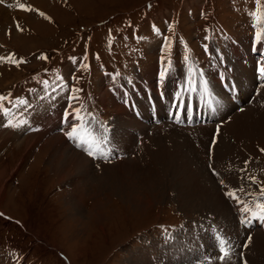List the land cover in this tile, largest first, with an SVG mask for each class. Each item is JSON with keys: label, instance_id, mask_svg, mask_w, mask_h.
I'll return each instance as SVG.
<instances>
[{"label": "rangeland", "instance_id": "rangeland-1", "mask_svg": "<svg viewBox=\"0 0 264 264\" xmlns=\"http://www.w3.org/2000/svg\"><path fill=\"white\" fill-rule=\"evenodd\" d=\"M2 1L0 7H5L7 16L0 19V58H5L0 59V97L6 98L0 101V264H131L132 260L136 264L142 259L144 263L141 264L151 261L149 264H191L187 260L192 242L204 239L207 232L213 239L209 241L212 255H201L203 264H242L240 253L247 260L245 264H259L255 260L256 255L264 258V234L260 235L261 240L254 242L257 238L255 231L260 227L255 222L254 230L248 231L239 224L237 212L242 207V211L254 219L255 214H260L255 209L256 205L264 204V196L260 195L261 188H264V117L261 120L256 116L253 121L248 119L249 115H257L264 109V97L245 114L247 117L242 115L235 122L227 123L217 136L214 130L206 128L163 133L161 125L151 123V141L141 136L139 142L143 144L145 141L143 149L137 145L138 152L130 155L135 157L133 165L141 172L139 176L142 178L136 175V180H133L130 177L132 182L127 187L130 185L128 188L132 193L136 191L134 197L140 200H135L127 191L126 198L122 186L112 194L98 191L95 184L85 182L80 208L85 216L76 217L75 210L66 206L68 180L59 182L58 174L55 172V176L50 164V155L63 132L40 134L31 132L30 128L47 102H52L53 106L62 105L70 97H76L72 99L70 110L79 109L83 119L97 118L102 123L97 124L104 129L113 128L115 110L123 108L122 101L128 103L125 93L133 94V108L145 114V110L136 104L137 96L154 89V96L163 102L180 85L171 80H177L178 73L183 74L189 64L194 66V70L199 67L200 72H205L206 76L202 75L205 82L207 72L216 65L224 66L222 68L234 66L235 70L230 71L231 83L238 78V81H245L246 73L240 67L243 59L249 57V52L254 63L264 65V62L255 60V53L258 51L263 55L264 49L259 50L253 39L259 32L261 47H264V0ZM249 42L256 49L249 48L241 56H227L230 48L237 44L245 46ZM205 45L208 46L207 52ZM163 46L161 67L157 65L156 56ZM161 69H167L165 79L168 82L157 81L154 88L156 72ZM185 76L189 77V71H185ZM141 79L145 80V85L139 84ZM102 80L103 95L100 91ZM236 81L232 87H237ZM162 84L168 90V96ZM118 86H124V92L114 94L113 88ZM209 86H212L210 81ZM190 87L194 88L191 82ZM241 88L244 92L249 89L250 96L252 86ZM258 91L262 95L264 89L261 87ZM158 93L163 96L158 97ZM199 93L198 85L192 100L199 113L206 107L220 111L229 103L211 95L210 101L218 99L220 102L214 106H201V102L209 100L203 101ZM252 99L244 100L243 104L252 103ZM4 109L8 110L7 115ZM159 109L161 104H158L157 111ZM131 110L126 108L129 116ZM19 119H24L27 124L22 126ZM161 119H165L163 115ZM10 120L13 126H6ZM212 122L218 123L216 118ZM91 134L85 133L83 139L92 138ZM174 135L187 138L185 140L192 149L196 148V153H187L193 152L187 144L178 147L177 143L182 140H176ZM190 135L194 139L189 140ZM198 141L205 147L199 146ZM212 143L215 145L213 150L210 148ZM207 151L212 154H206ZM101 162L93 159L91 170L94 173L95 168L100 170ZM210 163L211 167H208ZM172 169L180 170L181 176L173 178ZM154 170L160 171L158 181L144 184V178L152 174L157 176ZM222 170L226 171V176ZM214 171L217 175H213ZM221 180L226 181L227 189L222 187ZM187 183L191 187L184 194H196L194 201H198V205L183 209L178 196L182 195L180 188ZM227 191L234 192L236 199L228 198ZM154 195L159 200L148 204ZM132 199L137 202L136 206L130 201ZM211 200L216 204H208L212 203ZM230 201L235 203L231 207V215L243 228L241 233H225L224 228L230 226L228 218L217 210L219 207L222 209V202ZM99 204L102 207L97 210ZM183 235L191 240L189 248L179 256L175 251H167L173 248L174 243H179ZM221 240L227 241L225 248L229 252L224 262L218 259ZM235 241H242V244L239 242L236 247ZM157 246H162L163 252L157 250Z\"/></svg>", "mask_w": 264, "mask_h": 264}, {"label": "bare ground", "instance_id": "bare-ground-1", "mask_svg": "<svg viewBox=\"0 0 264 264\" xmlns=\"http://www.w3.org/2000/svg\"><path fill=\"white\" fill-rule=\"evenodd\" d=\"M8 0H3L2 2L5 3ZM9 4H7L8 6ZM11 5V3H10ZM17 6V5H16ZM10 7V6H9ZM5 8V7H4ZM4 8L0 7V19H3V17L7 16V11H4ZM11 10V9H10ZM17 10V9H16ZM9 13L12 14V12L9 11ZM17 14V12H16ZM13 18V17H12ZM254 44L255 46L259 49V50H263L264 47H261V43H259L256 38L254 39ZM255 46L252 44V42H249L248 44L246 43L245 46L242 44H237L235 48H230L229 51V55L227 56H238L242 54V52L248 50L249 48L252 50L256 49ZM250 53V52H249ZM264 55V54H263ZM219 56V54H218ZM234 59V58H233ZM248 58L243 59V62L241 63V67H240L244 73H246V80L241 82L236 81V79L234 81H236L238 83L236 89L240 90L242 92H244V90L241 88L242 86H252V91L251 94L249 96V89L245 90V94L247 93V98L249 97L250 100L252 99V103H248L247 104H243L242 100H240L234 90L232 89L231 84L233 85V83H231V72L228 71L227 67L226 68H222L219 67L218 65L214 64V66L216 65V67H211L210 70L207 72L208 76H209V81L211 82L212 86L205 88L201 85L200 86V95L203 101H210V96L211 95H216L218 97V99H220L221 101H224L225 103L230 102L231 104H225V108L223 110L220 111H215L213 107L212 110L215 112V116L212 117V120L216 118V124H214L213 122L211 124H208L204 127L202 126H195L193 127V129H202V128H206V129H210V130H214V134L217 136V134H219L225 127V125L231 121L235 122L236 120L240 119V117L242 115H245L247 112H249L254 106L258 105V101L264 97V92L262 95H259V88L262 87V89H264V75H261L258 72V69L260 67L259 63H254V57L250 56V65L245 64L244 60H247ZM215 60V59H214ZM231 61V60H229ZM223 61H221L222 63ZM259 62V61H258ZM233 63V62H232ZM231 63V64H232ZM224 64V62H223ZM239 64V63H238ZM234 67L229 66L228 68ZM192 66L189 64L187 67H185V71L186 73L189 71V69H191ZM239 68V70H240ZM237 70V69H236ZM205 73V72H204ZM205 75V74H204ZM242 75V74H241ZM206 76V75H205ZM186 77V76H185ZM238 77V76H237ZM244 79V78H242ZM140 82H142V80H140ZM144 83V82H142ZM103 84V80L101 83V88L100 91L102 93V95L105 93V89ZM141 85V84H140ZM112 86V85H111ZM136 86V85H135ZM123 87L121 86L119 89L114 90V94H117L119 92H124L123 91ZM131 87V86H130ZM138 87V86H137ZM163 90H165V86L162 84ZM114 89V88H113ZM130 89V88H129ZM150 89V88H149ZM154 90V89H153ZM152 90V91H153ZM128 91V90H127ZM155 91V90H154ZM160 91V90H159ZM168 91V90H167ZM229 93H233V96H229V99L227 98V94ZM106 95V94H105ZM123 95V94H122ZM121 95V96H122ZM163 95L161 93H158V97H162ZM118 97V96H116ZM171 97H167L165 98V100L162 102L161 99L160 102L158 104H161V109H159L156 113V123L161 125L162 131L163 133H171L174 134L176 131L180 130V132H183L182 130L188 131V128H176V126L169 124L166 121V118H168L172 113L170 111V108H167V105H164L166 102L169 103ZM48 99V98H47ZM51 99V98H50ZM113 99V98H112ZM213 99V98H212ZM211 99V100H212ZM217 99V100H218ZM263 99V98H262ZM46 101V100H45ZM48 101V100H47ZM56 102V101H55ZM72 99H68L67 102H63L64 104L60 105H56L53 106L52 102H47L45 107L43 108V110L41 112L38 113L37 121L34 124V129L38 130L39 133L41 134L42 132H45L46 134H51L53 132H57L58 130L62 133L63 132V136L62 138H60L59 140H57V142L55 143L54 149L50 155V164L53 168V172L56 175L55 172H57L58 176H57V180L59 182H61V180H68L67 181V185L69 187V190L67 192V195L65 198V204L66 206L69 208V210H75L76 212V217L77 216H85L84 211H82L81 206H82V198L81 196L84 193L83 190V185L85 182H89V183H93L95 184V186L98 188V191H105V192H110V193H115L117 190L119 189L121 190V186L125 188L124 191V195L126 198H128L127 196V192H129L130 195H132V197H134V191L132 193V189L128 188L130 187V185L127 187V184L131 183L132 181L130 180V177L133 180H136V175L138 176V178H142L140 175V171H137L138 168L134 167V162H136V159H134L135 157H131L130 155H132L135 152H138L136 149L137 145H140V149L142 147H144V142L143 144L141 143V141L139 142V138L142 137H146V139L150 140L149 137L151 136V132H153V129L151 128V123L149 122L150 120V116H147L146 113L142 114L139 111L135 110L133 108V103H129L127 106L123 107V108H118L115 110V114L113 116L114 118V123H113V128H109V129H104V128H99L98 126L95 125V123H93L92 121H89L87 119H80L77 120L75 119L73 116H69L68 120L65 122L64 120V115L65 112H73V110H70V108L72 107L73 104H71ZM125 102V101H124ZM246 102V101H245ZM123 103V101H122ZM124 104V103H123ZM146 105V103H144ZM44 105V104H43ZM116 107V106H115ZM131 108V115L129 116L128 111H126V108ZM261 107V106H260ZM129 110V109H128ZM264 110V109H263ZM259 112L257 115H249L248 119L250 120H254V118L256 117H260V120L264 117L262 115H264V113H262V111ZM256 112V111H255ZM31 113V112H30ZM36 113V112H35ZM199 113V112H198ZM257 113V112H256ZM33 114V113H31ZM36 115V114H34ZM161 115H163V118L165 119H161ZM247 115V114H246ZM245 115V116H246ZM256 116V117H255ZM247 117V116H246ZM245 117V118H246ZM26 119V118H25ZM20 120V119H19ZM24 120V119H23ZM161 120L163 122H161ZM259 120V121H260ZM21 121V120H20ZM77 121V122H76ZM258 121V123H259ZM232 122V123H233ZM239 123V122H238ZM261 123V122H260ZM24 123H21V125ZM71 124L73 126H71ZM264 124V123H263ZM69 125L71 127H69ZM229 125V124H228ZM23 126V125H22ZM112 126V125H111ZM150 126V127H149ZM262 126V125H261ZM21 127V126H20ZM75 127L77 129L76 133L74 134V137H68L66 135L67 132L71 131L72 128ZM148 128L145 132V128ZM231 128V127H230ZM233 128V127H232ZM231 128V129H232ZM262 128V127H261ZM260 128V131H262ZM21 129V128H20ZM32 129V130H34ZM234 129V128H233ZM263 129V128H262ZM264 130V129H263ZM101 131L103 132V136L101 134ZM259 131V132H260ZM92 133L91 135H93L92 138L90 139H83V136L85 133ZM226 132V131H225ZM224 132V133H225ZM38 133V134H39ZM140 133V134H139ZM256 133V132H255ZM254 133V134H255ZM138 134V135H137ZM226 134V133H225ZM253 134V135H254ZM264 134V133H263ZM166 135V134H165ZM224 135V134H223ZM247 135V134H246ZM250 135V133L248 134ZM164 136V135H163ZM176 137V140H182L181 142H178V147H181L182 145L187 144L191 150L193 152H189L186 151L187 153H190V155H192V153H196L195 149L189 145V142L184 138L181 137L179 135H174ZM161 137V136H160ZM221 137V135L219 136ZM218 137V138H219ZM249 137V136H248ZM255 137V136H254ZM57 138V137H56ZM102 138L105 140L106 142H103ZM155 138V137H154ZM216 138V137H215ZM228 138V137H227ZM145 139V140H146ZM190 139H194L193 136H189V140ZM223 139V138H222ZM255 139V138H254ZM257 139V138H256ZM185 140V141H184ZM237 139H235L236 141ZM151 141V140H150ZM184 141V142H183ZM258 141V140H257ZM260 141V140H259ZM166 142V140H165ZM217 142V141H216ZM238 142V141H237ZM250 142V141H249ZM263 142V141H262ZM148 143V142H147ZM176 143V142H175ZM197 144H199V146L201 145V147H205L203 142L198 141ZM214 143L210 144V148L213 150V146ZM227 145V144H226ZM115 147V150H111V147ZM146 146V145H145ZM91 147L92 151L94 152V158H97V160H101V168L100 170H97V168H95L96 172L94 173L93 170H91V164L92 162L87 159L83 154H87V149ZM185 147V146H184ZM217 148V147H216ZM143 149V148H142ZM199 149V148H197ZM201 149V148H200ZM219 149V147L217 148ZM189 150V149H188ZM216 150V149H215ZM226 150V149H225ZM208 153V155H211V151H207L206 154ZM225 153V151H224ZM224 153L222 152V154L224 155ZM203 154V153H202ZM221 154V155H222ZM146 155V154H145ZM194 155V154H193ZM197 155V154H196ZM226 155V154H225ZM225 155L223 157H225ZM131 159L129 160V162L124 163L128 158ZM136 156V155H135ZM220 156V155H219ZM120 157H124V159H120ZM142 157V156H141ZM194 157V156H193ZM211 157V156H210ZM217 157V156H216ZM204 158V157H203ZM202 158V159H203ZM184 159V158H183ZM213 159V158H212ZM215 159V158H214ZM218 159V157H217ZM221 159V158H220ZM223 159V158H222ZM221 159V160H222ZM228 159V158H227ZM122 160V161H121ZM198 160V159H197ZM219 160V159H218ZM217 160V161H218ZM121 161V162H120ZM131 161V162H130ZM229 161V160H228ZM213 162V161H211ZM123 163V164H122ZM198 163V162H197ZM209 163V162H208ZM214 163V162H213ZM95 164V163H94ZM158 165V164H157ZM206 165V164H205ZM203 165V166H205ZM216 165H218L216 163ZM224 165V164H223ZM227 165V164H226ZM97 166V164H96ZM136 166V165H135ZM199 166V165H198ZM201 166V165H200ZM170 167V166H169ZM211 167V163L210 166ZM206 167V168H208ZM177 168V167H176ZM212 168H215L214 166ZM94 169V168H93ZM197 169V168H196ZM58 170H60V173H58ZM160 170V169H159ZM215 170V169H214ZM226 170V169H225ZM156 172V170H154ZM161 171V170H160ZM160 171L156 172L157 176H153L149 175L146 178H144L142 181H144V184H147L152 182L153 180H155L154 182H157L159 179V174ZM167 171V170H166ZM172 172H174V175H172L173 178L177 179V176L181 173L180 170H176V169H172ZM208 171V170H207ZM218 171V170H217ZM153 172V170H152ZM168 172V171H167ZM187 172V171H186ZM204 173V171H202ZM220 173V171H218ZM226 172V171H224ZM222 170V173H224ZM206 173V172H205ZM208 173V172H207ZM213 173V172H212ZM155 174V173H154ZM198 174V172L196 173ZM225 174V173H224ZM62 175V178L59 176ZM183 175V174H182ZM181 176V174H180ZM179 176V178H180ZM185 176V175H184ZM193 176V175H192ZM201 176V175H200ZM220 177V175H218ZM217 176V177H218ZM224 176V175H223ZM222 176V177H223ZM226 176V174H225ZM224 176V177H225ZM228 176V174H227ZM134 177V178H133ZM212 177V176H211ZM205 178V177H204ZM202 180V178H200ZM207 179V178H206ZM220 179V178H219ZM189 180V179H188ZM200 180V181H201ZM211 180V178H210ZM186 181V180H185ZM228 181V180H227ZM152 182V183H154ZM189 182V181H188ZM204 182V181H203ZM206 182V181H205ZM152 183L150 185H152ZM183 183V182H181ZM201 183V182H200ZM207 183V182H206ZM212 183V182H211ZM226 183V181H225ZM237 183V182H236ZM184 184V183H183ZM154 185V184H153ZM157 185V184H156ZM215 185V184H214ZM218 185V183H217ZM90 186V185H89ZM159 186V185H158ZM176 186H180L177 185ZM184 187H179L181 189V193L182 195L178 196V200L180 201L179 204H181V208H193L195 206H197L198 204H196L198 201H194L195 197L194 195L196 194H184V192L188 191V188H190V184H186L183 185ZM205 186V185H204ZM211 186V185H210ZM220 186V185H219ZM138 187V186H136ZM153 186H151L152 188ZM154 187H156L154 185ZM216 187V186H215ZM238 187V186H237ZM236 187V188H237ZM145 188V187H144ZM148 188V187H146ZM207 188V187H205ZM211 188V187H210ZM218 188V186L216 187ZM91 189V188H90ZM142 189V188H141ZM150 188H148L149 190ZM179 189V190H180ZM196 189V188H195ZM219 189V188H218ZM227 189V188H226ZM240 189V188H238ZM89 191V190H88ZM127 191V192H126ZM242 192V191H241ZM89 193V192H88ZM94 193V191H93ZM128 194V195H129ZM143 194V193H142ZM151 194H154L153 192ZM213 194V193H212ZM86 195V194H84ZM91 195V194H90ZM129 195V196H130ZM179 195V194H177ZM136 196V195H135ZM146 196V195H145ZM157 195H154L152 198V201H150L148 204H150L151 202H155L156 200H159L157 197ZM205 196V195H204ZM135 200L139 201V197H134ZM216 198V197H215ZM229 198V197H228ZM196 199H198L196 197ZM217 199V198H216ZM232 199V198H231ZM219 200V198L217 199ZM238 200V199H237ZM109 201V200H108ZM132 201V203L135 205L137 202L134 201V199L130 200ZM212 203H208L211 206L213 204H216L213 202V200H211ZM215 201V200H214ZM144 202V200H143ZM148 202V200H147ZM204 204H207L206 202L202 201ZM232 201H230V203H221L220 205L222 206V209H220V207L217 209L218 212H220L221 214L225 215L226 218H228V221L230 226L228 228H224L225 229V233H230V232H239L241 233L243 228H240L239 224H242L244 228H246L248 231H251L253 229V224L256 222L257 226L260 227V229L258 231H255L257 238L254 240L258 241L261 240L260 235L264 234V213L261 212V210L259 208H255L257 209L260 214L259 215H254L253 217H255L254 219H252L251 216H247L243 211H242V207L240 208L239 212H237V220L241 221L244 220L245 223H236L235 218L231 215V207H233V204L231 203ZM140 203H142L140 201ZM202 205V204H201ZM99 207L96 208L97 210L100 208V206L102 207V205H98ZM136 206V205H135ZM255 206V205H254ZM218 206H216L215 208H217ZM230 207V210H229ZM210 208V206H209ZM101 213V212H100ZM235 214V212H234ZM233 214V215H234ZM100 215V214H99ZM263 215V216H262ZM226 224V225H227ZM225 226V225H224ZM242 227V226H241ZM254 230V229H253ZM256 230V229H255ZM205 231V230H204ZM252 232V231H251ZM236 234V233H235ZM232 236V235H231ZM255 236V237H256ZM194 237V236H193ZM203 237V235H202ZM201 237V238H202ZM190 239V238H189ZM187 238V236H182L179 239V243L178 241L176 243H174L173 248L167 250L170 253L172 252H176L177 256L182 255V251L186 250L189 248L190 244H191V240H189ZM262 239H264V237H262ZM212 235L210 233L207 232V235L205 236L204 239L199 240V239H195V243L192 242V249L188 252V257L189 260H187V262L191 263V264H203L201 255H212L211 252V245L209 243V241H212ZM215 240V238H214ZM253 240V239H252ZM240 242V243H239ZM242 241H235V246L239 243H241ZM250 244V243H249ZM251 245V244H250ZM249 245V246H250ZM259 245V244H258ZM264 245V244H263ZM194 246L198 249V252L196 250H194ZM239 246V245H238ZM237 247V246H236ZM262 247V246H261ZM156 248V247H155ZM157 250H160L161 252H163L162 246H157ZM199 251L201 253H199ZM247 251V250H245ZM147 252V251H146ZM249 252V251H248ZM167 253V252H166ZM187 253V252H185ZM247 253V252H245ZM158 254V253H156ZM165 254V253H164ZM248 254V253H247ZM142 255V254H141ZM145 255V254H144ZM167 255V254H166ZM242 255V256H241ZM246 255V254H245ZM250 255V254H249ZM247 255V256H249ZM140 256V255H138ZM156 256V255H155ZM240 256L242 258V264H245V262H247V260L245 261V258L243 256V254L240 253ZM257 256V259L255 261H257V263L262 264L264 262V258L261 257L258 258L259 256ZM170 257V256H169ZM209 257V256H206ZM255 257V256H254ZM133 258V257H131ZM130 258V259H131ZM137 258V257H136ZM148 258V257H147ZM183 258V256H182ZM233 258V257H232ZM230 258V260L232 259ZM251 258V257H248ZM253 258V257H252ZM147 260V259H146ZM152 260V259H151ZM173 261V259H171ZM240 260V259H238ZM177 261V260H175ZM186 261V260H185ZM251 261V260H250ZM249 261V262H250ZM153 262V261H151ZM151 262H148L146 264H149ZM182 262V261H181ZM144 263V260L142 259L140 262H137L136 264H141ZM131 264H133V260L131 262ZM135 264V263H134ZM160 264V263H159ZM185 264V263H184ZM187 264V263H186ZM255 264V263H254Z\"/></svg>", "mask_w": 264, "mask_h": 264}, {"label": "snow or ice", "instance_id": "snow-or-ice-1", "mask_svg": "<svg viewBox=\"0 0 264 264\" xmlns=\"http://www.w3.org/2000/svg\"><path fill=\"white\" fill-rule=\"evenodd\" d=\"M205 39H207V37H205ZM256 39H257V40L262 39L261 34H260L259 32L256 34ZM204 49H205V51L207 52V51H208V46L205 45V46H204ZM0 59H5V58H0ZM184 59H185V61H187L188 57L185 56ZM189 71H192V70L189 69ZM166 72H167V69H165V71H162V72L160 73V79H161V80L164 79V77H165V75H166ZM258 72H259L261 75H264V65H261V66L259 67ZM74 91H79V89H74ZM75 98H76V97H70V99H75ZM4 99H6V98H5V97H0V101H3ZM19 103H24V102H23V101H20ZM0 107H2V105H0ZM177 108H179V103L177 104ZM4 113H5V115H7V114H8V110H7V109H4ZM69 116H73V117H74L75 119H77V120L82 119V117L79 115V109H75V110H73V112H67V111H66V112H65V115H64V120H65V122L68 120ZM20 123H26V122L21 121ZM6 126H13L12 121L10 120V121L8 122V125H6ZM16 126H18V125H16ZM76 131H77V129H76L75 127H73L71 131H69V132L66 133V135H67L68 137H74V134L76 133ZM262 151H264V149H262ZM87 153H88L89 156H94V152L92 151V148H91V147H89V148L87 149ZM213 175H217V173L214 171V172H213ZM220 183H221L222 187L227 188V185L225 184V181H224V180H221ZM253 183H255V178H253ZM240 191H243V189H240ZM226 195H227L229 198L236 199V194H235L234 192H232V191H227V192H226ZM260 195H261V196H264V188H261V190H260ZM256 207L259 208V209L261 210L262 213H264V204H257ZM245 211H247V209H245ZM240 223H245V221H244V220H241ZM226 244H227V241H224V240H221V241L219 242V249H218V251H219V255H218V259H219L221 262L226 261V260L228 259V257H229V252H228V250H226V248H225V245H226Z\"/></svg>", "mask_w": 264, "mask_h": 264}]
</instances>
